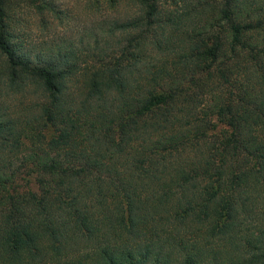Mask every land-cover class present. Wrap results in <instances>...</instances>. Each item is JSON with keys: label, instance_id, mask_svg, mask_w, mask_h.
Listing matches in <instances>:
<instances>
[{"label": "trees", "instance_id": "trees-1", "mask_svg": "<svg viewBox=\"0 0 264 264\" xmlns=\"http://www.w3.org/2000/svg\"><path fill=\"white\" fill-rule=\"evenodd\" d=\"M122 2L29 47L53 2L0 0V89L36 93L0 112V264H264V0Z\"/></svg>", "mask_w": 264, "mask_h": 264}, {"label": "rangeland", "instance_id": "rangeland-1", "mask_svg": "<svg viewBox=\"0 0 264 264\" xmlns=\"http://www.w3.org/2000/svg\"><path fill=\"white\" fill-rule=\"evenodd\" d=\"M54 4L55 13L45 12L44 20L47 26L43 28L37 21L34 13L20 11L14 17L23 20L24 36L23 44L29 47H37L43 43L74 42L83 33V30L92 29L97 16L106 12L109 16H121L123 12H133L132 7H126L122 0L109 7L105 0H99L96 6L88 0H49ZM127 2L128 0H123ZM59 11L60 14H57ZM59 16V17H58ZM1 61V60H0ZM36 100V93L29 89L25 93H18L14 89L2 87L0 89V112L9 114L25 113Z\"/></svg>", "mask_w": 264, "mask_h": 264}]
</instances>
